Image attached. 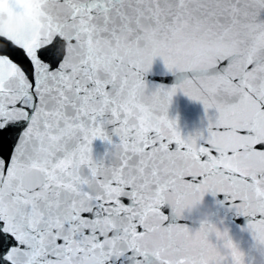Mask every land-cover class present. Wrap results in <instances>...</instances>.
Listing matches in <instances>:
<instances>
[{
	"label": "water",
	"instance_id": "1",
	"mask_svg": "<svg viewBox=\"0 0 264 264\" xmlns=\"http://www.w3.org/2000/svg\"><path fill=\"white\" fill-rule=\"evenodd\" d=\"M264 34V0H0V264H118Z\"/></svg>",
	"mask_w": 264,
	"mask_h": 264
}]
</instances>
